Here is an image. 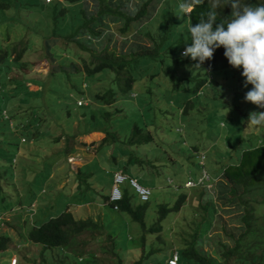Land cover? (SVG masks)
I'll return each mask as SVG.
<instances>
[{"label":"rangeland","instance_id":"rangeland-1","mask_svg":"<svg viewBox=\"0 0 264 264\" xmlns=\"http://www.w3.org/2000/svg\"><path fill=\"white\" fill-rule=\"evenodd\" d=\"M124 1L131 8L141 2ZM176 1V5L181 2ZM61 2L64 0H0V131L4 133H0V150L4 148L3 157H8V167L4 170L9 176L8 179L0 178V213L3 215V219H0V240L10 238L7 249L0 251V264H61L60 259H66L68 264H81L78 258L72 255L60 257L57 252L51 254L47 253L51 251H46L41 257V245L33 244L27 239L31 228L63 214L67 208L78 219L92 218L104 225L110 237L105 236L101 241H92L88 236L79 237V240L88 242L85 249L95 253L98 264H165V260L179 251L185 240L187 243L191 241L186 232L193 234L192 227L194 217L200 210L198 203L202 188L186 189L183 185L190 179L197 180L201 175L202 168L197 154L206 152V167L212 177L211 169L214 168L217 174L214 180L218 183L219 171L223 164L230 161L227 149H231L234 156L240 157L241 151L250 143L249 140L260 143V132L264 126H247V121L250 113L264 112V108L245 100V95L252 85L245 86L246 78L242 76L241 70L226 71L224 74L213 72L211 84L208 83L198 96L190 90L173 92L170 90L172 82L169 78V67L176 73V78H181L180 87L186 86L189 89L194 86V81L188 82L186 75H195L202 71V65L200 69L194 67L198 61L181 57L180 54L169 59L172 62L170 66L165 58H162L164 61L156 62L151 74L144 80L139 78L137 81L134 88L137 97H121L113 105L116 109L110 110L108 117L102 118L105 110L103 105L98 106L100 110L92 105L78 107V98L88 97L90 93L98 91L97 87L99 90H102V86L107 88L109 79L98 80L103 78L101 75L105 72L94 78L89 77L86 79L88 87L84 88L75 80V76L68 78L66 75L60 79L52 74L56 63L48 56L42 44L45 46L46 40L53 43L58 26L61 28L58 29L61 34L70 30L68 18H71V12L60 17L62 8H66L61 6ZM82 2L84 9L86 5L93 9L94 4H97L94 0ZM161 13L162 8H159L155 17H160ZM120 27V24L112 23L110 30L114 35L113 40H110L111 44L117 42L119 49L122 48L121 42L126 38ZM134 28L136 29V26ZM108 41L105 40V44ZM190 45L189 38H185L182 50ZM26 46L29 50L22 53L18 65L13 63L18 51ZM53 47V56L71 55L70 59L73 60L78 56L87 57L75 43H69L65 38L57 37L56 47L54 43ZM13 49L17 51H12ZM8 50L12 51L13 62L1 56ZM58 59L60 60L59 57ZM183 61L186 63L179 64ZM158 72L159 76L151 78L153 73ZM224 75L227 76L226 84L220 82ZM19 80L22 83L19 84L20 87H16ZM72 82L76 83V87H72ZM51 85L60 90L58 104L64 108L61 117L58 115L60 120L49 113L51 111L47 108L50 103L54 107L58 105L50 102L47 96V87ZM9 90L18 92L19 95L22 93L16 97L18 105L13 108L8 99ZM40 90L44 91V103L36 113L30 108L29 101L32 98V103H35L34 96ZM229 90L228 98L234 96L235 102L228 99L222 104L214 100L218 94L224 98V91L228 94ZM187 101L193 102V107L185 115L182 109ZM194 102L200 105H195ZM228 104H231L230 107ZM117 109L120 112H117ZM3 110L8 111L10 115L15 114L11 116L15 124L14 130L9 127V120L2 116ZM65 112L70 113V117L66 116ZM93 116L97 123L90 122ZM83 120L86 123L82 122ZM136 124L146 130L144 133L150 131L154 137L150 144L128 146L130 156H135L144 166L143 170L137 167L139 172L133 175L140 184L150 187L153 191L146 218L147 232L127 214L105 205V201L100 199V196L110 194L113 174L123 169L120 164L124 163L125 158H121L118 153L122 147L121 143L131 136ZM36 126L39 128L37 134ZM179 128H183L182 133L177 131ZM94 129L116 132L124 140L101 144L99 141L104 133L96 134ZM68 135L75 137L68 138ZM105 136L104 134V138ZM23 137L26 142L17 146L16 142ZM15 139L17 140L12 144L7 143ZM97 142L100 143L99 146L94 145ZM65 148L71 149L67 155L68 160L60 156L65 154ZM189 151L192 156L186 154ZM14 160L17 163L13 168L9 161ZM49 162H53V167ZM133 168L135 167L130 166L129 169ZM56 170L58 177L54 174ZM129 173L132 174L133 171ZM168 178L174 183L170 184ZM59 180H64L62 188L57 185L60 184ZM175 186H180V189L176 190ZM125 188L132 196L133 202L139 204L135 190L128 184ZM181 193H188L186 203L177 213L169 214L161 221L163 229L159 233H149L148 228L159 218V205L167 203L175 206ZM93 201L95 202L87 204ZM35 202L36 213L30 217L27 208ZM223 216L228 222L229 214ZM200 220L201 217L198 221ZM219 229L216 223L210 236L223 234L226 239L225 233ZM143 235L147 252H144V248L142 252L136 247ZM114 243L116 252H112ZM151 248L154 252H148Z\"/></svg>","mask_w":264,"mask_h":264},{"label":"trees","instance_id":"trees-1","mask_svg":"<svg viewBox=\"0 0 264 264\" xmlns=\"http://www.w3.org/2000/svg\"><path fill=\"white\" fill-rule=\"evenodd\" d=\"M94 1L97 2V4H94V8L90 9L86 5V10L84 9L82 0H64V2H61V6H66V8H62V15L60 17H63L65 13L71 12V18H68L70 22L68 29L70 30L61 34L60 30H58L61 28L58 26L56 33H54L56 38L53 40L56 47L57 37L65 38L69 42L75 43L82 52L87 54V57L78 56L76 60H73L70 59L71 55L64 57L55 54L53 56L55 50L52 41L46 40L45 46L41 44L46 49L48 56L56 63V66L52 68V74L56 78L62 79L66 75L68 78L75 76V80L79 81L81 86L84 87L87 84V78H94L105 72L101 75L103 78H98V80L106 81L109 79L107 80L109 81L108 87L104 88L102 86V90H99L97 87L98 91L90 93L87 97L89 100L88 106L92 105L96 108L99 105L104 106L105 110L102 118H105L110 115V110L116 109L113 105L121 97L136 98L133 97V94H135L134 88L137 81L139 78L144 80L151 74L156 62L159 60L164 61L162 58H165L167 64L170 66L172 62L169 59L175 58V55L178 54L182 57L184 39L189 38V42H191L188 26L191 23L193 26L199 23L201 14L206 13L208 10V4L207 0H205L202 6H197L190 18L187 16L179 18L177 16L178 9H175L178 8L176 0H141L134 8H131L124 0ZM244 2L251 5L264 4V0H244ZM161 5L163 6L160 7ZM159 7L162 8V13L160 17H155ZM231 11L230 5L218 9L220 15L218 16L217 23L221 19L229 18ZM157 18L158 20H156ZM112 23L120 24V31L126 37L124 38V42H121V49L117 47V42L114 41L111 44L110 40H113L114 35L109 29ZM134 26H136V29ZM134 29L135 31H133ZM105 40H109L107 44H105ZM27 50L29 49L26 46L21 51H18V56L14 59V62L11 54L12 51L16 52V49L3 52L1 56L18 65L22 53ZM224 51L223 47L216 49L213 58L206 60L202 64V71H198L195 75L191 73L186 75L188 82L190 80L194 81V86L190 89L186 88V86L180 87L181 78H176L174 76L176 73L169 67V78L172 82L170 90L173 92H186L190 90L195 96H198L208 83L211 84L213 72L224 74L226 71H243L242 67L233 68L229 64L227 58L224 56ZM3 66L5 69L7 68L6 65ZM159 73H153L151 78L159 76ZM226 77L224 75L220 82H225L226 84ZM17 82L16 87H20L19 84L22 82L20 80ZM45 87L47 86H43V88ZM72 87H76L75 82H72ZM225 88L227 87L225 86ZM47 91L49 101L58 104L60 90L54 89L51 85L47 87ZM43 93L44 91L41 90L36 93L34 96L35 103H32V98L29 101L30 108L35 110L36 113L44 103ZM229 94L230 90L228 94L224 91V98L218 94V97L214 100L222 104L228 99L235 102L234 96L228 98ZM20 95L18 92L13 93L12 90H9L8 99L13 104L12 108L18 105L15 99ZM194 104L200 105L198 102H194ZM105 105L110 106V108H106ZM230 105L228 104L227 106L230 107ZM60 106L58 104L54 107L50 103V106H47V108L48 111H51L49 113L59 118L64 112V108ZM191 107H193V102L187 101L182 109L185 115ZM98 109L100 110V107ZM116 111L120 112L119 109ZM13 115L15 116V114L10 115L8 113L9 118ZM58 115L60 116L58 117ZM66 116L70 117V113H67ZM87 121L88 119L86 118ZM93 121L97 123L95 116L90 120V122ZM86 131L90 132V130ZM145 131V129L136 124L131 136L121 143L122 147L118 155L121 158H125V160L120 165L127 172H132V169H129L130 166L135 167L133 168V172L136 171L137 167L143 166L135 156H130L128 146L150 144L154 141L151 132L144 133ZM37 132H39L38 127L35 134ZM103 132L106 134V137L103 139L102 144L124 140L116 132L109 130ZM0 133L4 134L1 131ZM260 135L262 136L260 143H257L256 140H249L250 143L246 149L241 151L240 157L234 156L232 150L227 149L230 153L228 155L230 161L223 164L222 169L219 171L220 179L218 183L214 180V176H217V174L213 170L214 168H212V187H199L202 188L198 203L200 210L197 212L196 217H194L193 234L191 235L190 232H186L191 237V241L187 243L185 240L184 245L179 248V264H264V128L260 132ZM71 137L75 136L68 135V138ZM16 140L8 141L7 143L12 144ZM16 144L19 146L20 141L18 140ZM193 149L196 150V148ZM4 151V148L0 150V178L5 177L8 179L7 171L4 170V168L8 167L6 163L8 157H3ZM64 151L66 156L65 154H61L60 156L68 160L67 155L71 149L65 148ZM186 154L192 156L191 151ZM116 158L117 156L114 157V160ZM9 162H11L14 168L16 164L12 161ZM49 163L53 167V162ZM206 170L209 171L207 167ZM187 195L188 193H181L176 200L175 206H170L169 204L160 205L159 218L155 221V224L148 228L149 233H159L163 229L161 221L169 214L177 213L186 203ZM102 197L105 203L109 204L113 209L118 207L116 211L127 214L133 222L141 225L144 232H147L146 218L150 202L135 204L128 190H124L123 199L119 202L110 203L108 195H102ZM223 214H229L228 222L225 220ZM199 217H201L200 221H198ZM216 223L220 227L219 230L225 233L224 237L226 239L223 238V234L210 236ZM81 236H88L92 241H101L105 236L109 235L101 221L92 218L78 219L71 211L65 210L63 214L49 218L38 227H33L28 232L27 239L33 244L41 245V257H43L46 251H51L47 253L54 254L57 252L60 257L72 255L78 258L81 264H98L95 253L85 249L88 242L79 240ZM141 238L142 240H138L136 243V247L139 251L142 250L143 252L144 235ZM9 241L10 238L0 240V251L7 249ZM245 241L246 244H244ZM115 246L114 243L112 252H116ZM146 250L144 248V252ZM151 250L152 248L148 252H154ZM59 262L61 264L69 263L66 259H60ZM73 264L78 263L75 262Z\"/></svg>","mask_w":264,"mask_h":264},{"label":"clouds","instance_id":"clouds-1","mask_svg":"<svg viewBox=\"0 0 264 264\" xmlns=\"http://www.w3.org/2000/svg\"><path fill=\"white\" fill-rule=\"evenodd\" d=\"M204 3L205 0H181V2L178 4L177 16L179 18H184L186 16L190 18L191 14L197 8V6H202ZM207 4L208 10L206 13L201 14L199 23L195 24V26H193V24L191 23L188 26L191 45L186 47L185 50H182V57H190L193 61H198V63L195 64L194 67L196 69H200V66L206 60H211L213 58L214 51L216 49L223 47L225 49L224 56L227 58L229 64L233 68L242 67V76L246 78L245 86H247L248 84L252 85L251 90H249L245 95V100L258 106L259 108H264V4L251 5L245 3L244 0H207ZM227 5H230L232 9L230 17L226 19H221L220 22L217 23L218 16L220 15L218 9H222ZM111 27L112 24L110 26L109 31L111 30ZM86 87L87 84L84 85V88ZM135 95L136 94H133V97ZM84 99H86V101ZM76 104L78 107H87L89 104V100L87 97H80L77 99ZM2 116L5 119L9 120L10 128L14 130L15 124L11 120V118H9L6 110L2 111ZM247 126H264V112L250 113L247 121ZM94 131L96 134L104 133L101 129H96ZM177 131H179V133H182L183 128H179L177 129ZM104 134L103 138L99 141L101 142V144L104 139ZM23 139L25 141H23ZM19 141L20 143H25L26 139L23 137L20 138ZM99 142L95 143L94 145L99 146ZM202 155H205V160L203 163L200 160ZM197 157L202 168L201 175L198 177L197 180H188L184 183L183 187L186 189L199 188L201 186H208L209 188H211V183L213 179L209 171L206 170V152H199L197 154ZM14 163L16 164L17 161L14 160ZM143 168L144 166L139 167V169L142 170ZM138 170L136 168V171L133 172V174H135ZM204 171L209 174L210 181L201 183L199 181L203 177ZM133 174H130L124 168L117 170L113 174L110 187L111 192L108 195L110 203L119 202L123 199L124 190H127L125 188L127 184L133 190H135L140 203L145 204L151 202L153 196L152 189L150 187H146L140 184L138 179ZM117 175H122L123 177H125V180L121 184H117L115 181ZM168 179V182L170 184L172 182L174 183V181H172L170 178ZM132 181H134L138 186L150 190L151 194L149 200H141L137 188L135 185H133ZM190 183H193L194 185H190ZM115 188H117L121 193V198L118 200L113 199V193ZM175 189L179 190L180 186H175ZM100 199L102 200L103 197L100 196ZM95 201L89 202L88 204L94 203ZM105 205L109 204L105 203ZM36 207L37 203L35 202L27 208V213L30 215V217H33L35 215ZM116 209H118V207H115V210ZM67 210L70 211L69 208H67L66 211ZM7 214L9 216V213ZM0 219H3V215L1 213ZM179 262V251H176L174 254H172L170 259L168 258V260H165V264H179Z\"/></svg>","mask_w":264,"mask_h":264},{"label":"built area","instance_id":"built-area-1","mask_svg":"<svg viewBox=\"0 0 264 264\" xmlns=\"http://www.w3.org/2000/svg\"><path fill=\"white\" fill-rule=\"evenodd\" d=\"M23 141H25V140L23 139ZM200 160L203 163L204 160H205V155H202ZM124 180H125V177H123L122 175H117L115 181H116L117 184H121ZM209 181H210V176H209V174L206 171H204L203 177L200 179L199 182L204 183V182H209ZM132 183H133V185L136 186L141 200L142 201L149 200V197H150V194H151L150 190L138 186L134 181H132ZM190 185H194V184L190 183ZM120 198H121V193L119 192V190L117 188H115L114 193H113V199L118 200Z\"/></svg>","mask_w":264,"mask_h":264},{"label":"crops","instance_id":"crops-1","mask_svg":"<svg viewBox=\"0 0 264 264\" xmlns=\"http://www.w3.org/2000/svg\"><path fill=\"white\" fill-rule=\"evenodd\" d=\"M54 160L56 161V159H54ZM57 160L59 161V159H57ZM57 173H58L57 170L54 171L55 176L58 175ZM56 177H58V176H56ZM53 178H54V175H53ZM65 182H66V181H65ZM59 183H60V184L57 183L58 187H59V188H62V186L64 185V180H59ZM58 190H60V189H58ZM87 204H88V203H87Z\"/></svg>","mask_w":264,"mask_h":264}]
</instances>
